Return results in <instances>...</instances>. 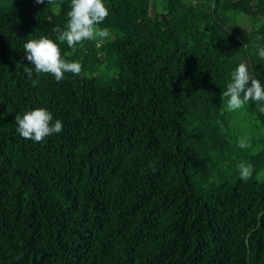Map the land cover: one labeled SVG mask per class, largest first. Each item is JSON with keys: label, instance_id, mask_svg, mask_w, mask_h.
<instances>
[{"label": "trees", "instance_id": "16d2710c", "mask_svg": "<svg viewBox=\"0 0 264 264\" xmlns=\"http://www.w3.org/2000/svg\"><path fill=\"white\" fill-rule=\"evenodd\" d=\"M158 3L106 0L111 38L60 44L80 74L33 86L23 44L55 40L70 0H0V264H264V113L221 97L239 63L264 83V0ZM36 107L63 131L22 138Z\"/></svg>", "mask_w": 264, "mask_h": 264}, {"label": "clouds", "instance_id": "9594fccd", "mask_svg": "<svg viewBox=\"0 0 264 264\" xmlns=\"http://www.w3.org/2000/svg\"><path fill=\"white\" fill-rule=\"evenodd\" d=\"M37 4L44 0H35ZM109 15L106 0H70V10L67 21L61 29L54 28L58 35L55 40L48 36L28 39L23 44L25 59L32 67H25L24 72L35 86L41 73L51 74L59 82L65 73L79 75L82 64L79 60H68L62 57L60 44L65 43L71 49L77 45L83 46L85 41H100L111 38L108 28H101L105 18ZM256 39H264V35H257ZM257 55L264 59V46L257 45ZM35 74L36 78H33ZM231 80L222 93L227 98L226 109L233 112L243 109L250 101L256 102L260 113H264V83L257 79L246 63H239L231 72ZM16 131L19 135L34 142H41L45 138L63 131V122L54 118L53 113L46 107H36L15 116ZM238 146L244 149L249 146L245 139L238 141ZM239 177L248 181L253 174L250 163L240 161L237 165Z\"/></svg>", "mask_w": 264, "mask_h": 264}, {"label": "rangeland", "instance_id": "374dc122", "mask_svg": "<svg viewBox=\"0 0 264 264\" xmlns=\"http://www.w3.org/2000/svg\"><path fill=\"white\" fill-rule=\"evenodd\" d=\"M151 10H152L153 18H158L164 12L160 4L158 3V0H152ZM240 110L241 109L236 110V112H239ZM234 118H235L234 124L236 126L235 130L240 133L242 138H244V135H245V137H247L248 140H250V139H256L259 136V132H256V131L252 133L250 137L248 136V133L253 132L252 130L254 129V128H251V126L257 128V124H256L257 122L254 119L247 117V116H234ZM242 130H244L246 134L243 135V132H241ZM252 142L254 143L255 141L252 140Z\"/></svg>", "mask_w": 264, "mask_h": 264}]
</instances>
